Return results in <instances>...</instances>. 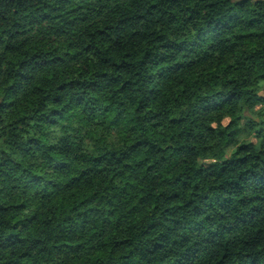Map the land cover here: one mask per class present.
<instances>
[{"label":"trees","instance_id":"trees-1","mask_svg":"<svg viewBox=\"0 0 264 264\" xmlns=\"http://www.w3.org/2000/svg\"><path fill=\"white\" fill-rule=\"evenodd\" d=\"M0 264H264V0H0Z\"/></svg>","mask_w":264,"mask_h":264},{"label":"rangeland","instance_id":"rangeland-1","mask_svg":"<svg viewBox=\"0 0 264 264\" xmlns=\"http://www.w3.org/2000/svg\"><path fill=\"white\" fill-rule=\"evenodd\" d=\"M260 106H261V105H257L255 108H256V109H259V108H260Z\"/></svg>","mask_w":264,"mask_h":264}]
</instances>
